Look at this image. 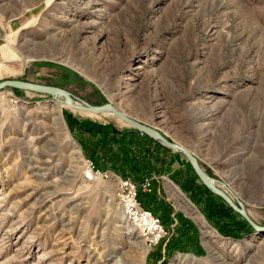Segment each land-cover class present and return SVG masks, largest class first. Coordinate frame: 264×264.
Listing matches in <instances>:
<instances>
[{
	"label": "rangeland",
	"instance_id": "1",
	"mask_svg": "<svg viewBox=\"0 0 264 264\" xmlns=\"http://www.w3.org/2000/svg\"><path fill=\"white\" fill-rule=\"evenodd\" d=\"M5 79L110 102L189 150L264 226V0H0ZM60 100L0 89V264H264V231L237 223L235 236L220 234L205 195L197 204L181 187L192 171L172 149H153L157 210H172L150 243L123 215L116 180L87 177L65 114L134 127ZM178 215L197 230L194 251L165 250Z\"/></svg>",
	"mask_w": 264,
	"mask_h": 264
},
{
	"label": "trees",
	"instance_id": "2",
	"mask_svg": "<svg viewBox=\"0 0 264 264\" xmlns=\"http://www.w3.org/2000/svg\"><path fill=\"white\" fill-rule=\"evenodd\" d=\"M14 90H18L13 88ZM68 127L74 139L80 144L82 152L93 164L95 169L100 171L109 170L115 174L123 177L130 178L138 186L137 198L140 205L148 210H151L160 218L161 223L165 224L168 215L172 208L169 204H164L160 201L161 209L158 212L160 205L155 201L154 188L156 182L150 178L151 172L158 171L160 173L162 163L157 156L153 154V149H160L169 151L170 148L163 146L155 139L141 133L137 129L129 131L127 134L119 132L113 128L111 130L103 129L102 126H90L88 120L79 121L72 118L69 114H65ZM121 133V136L118 134ZM141 133V134H140ZM192 174L185 177L181 187L183 190L190 194L195 203L200 204L201 197H204L205 216L209 223L214 226L217 231L222 235L235 236L232 231L233 227L239 223L243 227L251 228V225L246 220H237L236 215L241 216L235 212L220 196L213 193L197 176L191 167L189 161L186 159ZM145 179L149 181V190H143L141 184ZM214 198H218L215 201ZM200 206V205H199ZM198 206V207H199ZM179 218V225L177 232L173 238L166 245V251H194L197 247V230L194 226H186V223ZM220 220L224 223L221 225L215 222Z\"/></svg>",
	"mask_w": 264,
	"mask_h": 264
},
{
	"label": "water",
	"instance_id": "3",
	"mask_svg": "<svg viewBox=\"0 0 264 264\" xmlns=\"http://www.w3.org/2000/svg\"><path fill=\"white\" fill-rule=\"evenodd\" d=\"M4 87H12L17 88L21 90H29V91H35V92H41L49 94L53 97L55 96H61L64 103L73 106L74 108H79L83 110H87L89 112L97 113V112H105L110 111L115 116H117L119 119L123 120L127 124L131 125L141 133H145L146 135L150 136L151 138L155 139L157 142L162 144L165 147H168L172 150L180 151L189 161L191 167L193 168L194 172L197 174V176L200 178V180L215 194L219 195L223 198V200L231 206L235 211H237L239 214L243 216V218L256 230H263L264 226H259L255 224L248 216L245 209L238 203L234 202L229 198L227 194H225L222 189L215 186L210 176L203 170V168L200 166L197 159L193 156V154L187 150L186 148L182 147L181 145H178L177 143L167 139L163 134H161L158 130L155 128L144 124L142 122H139L138 120H135L132 117L126 116L122 112L118 111L114 108V106L110 102H105L100 105L90 104L86 101H80L79 104L74 103V99L71 96V94L65 90L64 88L53 86V85H46V84H40L35 83L31 81L26 80H19V79H5L0 81V89Z\"/></svg>",
	"mask_w": 264,
	"mask_h": 264
},
{
	"label": "built area",
	"instance_id": "4",
	"mask_svg": "<svg viewBox=\"0 0 264 264\" xmlns=\"http://www.w3.org/2000/svg\"><path fill=\"white\" fill-rule=\"evenodd\" d=\"M88 178L99 176L100 178H114L117 186V199L121 206L123 215L138 229L143 236L148 237L150 243L157 242L165 233L159 218L148 209L143 208L137 198L138 186L130 178H123L109 170L100 171L95 169L90 161L86 162ZM143 190H149V181L145 179L141 184Z\"/></svg>",
	"mask_w": 264,
	"mask_h": 264
},
{
	"label": "bare ground",
	"instance_id": "5",
	"mask_svg": "<svg viewBox=\"0 0 264 264\" xmlns=\"http://www.w3.org/2000/svg\"><path fill=\"white\" fill-rule=\"evenodd\" d=\"M60 102H62L63 104H66V103H64V101H63V99L62 100H60ZM74 103L75 104H79L78 102H76V101H74ZM66 105H68V104H66ZM70 106V105H69ZM71 107H73V106H71ZM74 108V107H73ZM115 108V107H114ZM74 109H77V110H81V111H87V110H83V109H79V108H74ZM116 109V108H115ZM119 111V110H118ZM89 112V111H88ZM105 112H109V113H112V112H110V111H105ZM121 112V111H120ZM93 113V112H92ZM113 114V113H112ZM124 114V113H123ZM127 116V115H126ZM211 178V177H210ZM211 181H212V183L215 185V186H217L216 185V183H215V180H213L212 178H211ZM225 194H227L228 196H229V198L231 199V200H233L234 202H238L237 201V198L234 196L233 198L227 193V191H224V190H222ZM239 203V202H238ZM240 204V203H239ZM241 205V204H240ZM242 206V205H241ZM243 207V206H242ZM126 218V217H125ZM208 232L209 233H213V231L212 230H208ZM147 239H148V237H146Z\"/></svg>",
	"mask_w": 264,
	"mask_h": 264
},
{
	"label": "crops",
	"instance_id": "6",
	"mask_svg": "<svg viewBox=\"0 0 264 264\" xmlns=\"http://www.w3.org/2000/svg\"><path fill=\"white\" fill-rule=\"evenodd\" d=\"M163 183H164V182H163ZM165 184L168 185L169 187H171V185H170L171 183H170L169 181H166ZM163 187H164V186H163ZM171 189H173V188L171 187Z\"/></svg>",
	"mask_w": 264,
	"mask_h": 264
}]
</instances>
